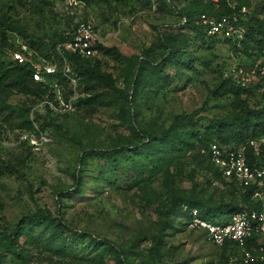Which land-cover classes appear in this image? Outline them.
Returning <instances> with one entry per match:
<instances>
[{
	"label": "rangeland",
	"instance_id": "374dc122",
	"mask_svg": "<svg viewBox=\"0 0 264 264\" xmlns=\"http://www.w3.org/2000/svg\"><path fill=\"white\" fill-rule=\"evenodd\" d=\"M192 1L0 0L6 54L49 55L62 76L55 48L77 22L89 23L104 49L88 60L92 93L84 92L90 87L85 76L70 70L75 83L54 82L52 100L17 93L6 100L12 114L4 122L0 117V264H237L239 251L186 230L181 215L167 208L190 195L213 207L233 202L242 208L239 187L194 159L196 144L176 153L168 175L136 150L175 117L189 137L233 114L232 97L214 94L215 88L229 79L228 70L264 59L257 36L244 51L223 39L195 37L180 24ZM244 4L246 17L264 19V0ZM172 38L179 52L159 73ZM249 91L240 97L246 109L263 107L264 93ZM92 95L93 102H83ZM25 116L29 130L19 126ZM91 240L107 242L125 259Z\"/></svg>",
	"mask_w": 264,
	"mask_h": 264
},
{
	"label": "trees",
	"instance_id": "16d2710c",
	"mask_svg": "<svg viewBox=\"0 0 264 264\" xmlns=\"http://www.w3.org/2000/svg\"><path fill=\"white\" fill-rule=\"evenodd\" d=\"M226 2L232 4V8L227 6ZM244 3L245 0H221L215 5L211 3L210 0H193L190 8H187L180 13V17L184 19V23L182 26H185L189 31H191L195 35V37H198L201 40L205 39L202 34L201 27L197 24V18L199 15H212L215 17L226 16L232 12L239 11V9L245 5ZM240 23L244 26L245 30L243 39L240 42L241 51H244L247 48L248 42L253 41V37L255 36L260 38L257 43L263 44L264 47V19L257 20L254 17L248 16L245 18V21H240ZM3 27L4 23L0 18V117H2V115H5L3 117L4 122L10 119L12 114V111L6 104V100L13 93H17L22 96H28L31 99L42 98L44 96L48 100H52L53 95L51 88L42 83H35L31 81L29 77V69L27 66H18L9 60L6 52H4L8 46L5 40V35L3 33ZM13 30L18 34H21V30L19 28H13ZM205 40L211 42L214 39ZM176 44L177 41L174 38L168 40V51L166 53V56L164 57V61L162 62L160 69L158 70L159 73L163 72V68L165 69V66L170 62L171 58H174L175 54L179 52L178 46H176ZM97 50L98 53L102 50L104 51L101 45L97 46ZM108 51L109 50H105V53H107ZM39 57L40 59L44 58V60L48 61L49 55L43 56V54L40 53ZM54 57L56 58L57 55H54ZM3 58H5L7 62H5ZM91 59H79L72 55L66 56V63L68 64L71 73L75 75V77L79 76L80 79L85 76V78L88 80L89 83L87 84V86L89 85L90 87H88L87 90L84 89V92L86 93H92L91 91L93 90L91 88L94 81V78L92 77L93 70L87 67V64L89 62L88 60ZM142 71V66H139L136 71L137 79L141 77ZM50 79L51 81L55 82L58 87H60L61 85L65 86L68 82V79L66 77L59 76L57 73L51 76ZM95 83L97 84L98 81L96 80ZM79 86L80 83H78V87ZM97 87H99V85ZM214 94L220 96H231L233 102L236 104L237 110L233 114H230V116L228 117L212 120L211 124L204 128V132L201 136L198 131H192L190 136L186 137L177 128L180 117H175L172 124L164 132L159 134H147L145 136L146 140L144 142H141L136 150L143 151L148 159L153 160L154 164L152 166L156 170L157 168H160L158 171L162 170L165 175H168V168L170 166L176 165V161L179 158L176 153L180 150L189 151L194 148V144H196L195 148L197 147V149L199 150L205 149V147L212 142L220 146H236L239 144H243L246 140L264 136V106L257 110H248L246 109V106L244 104L245 98L243 100L240 98L241 96H249V90L241 89L233 85L229 80H223L215 88ZM94 98L95 96L93 95L86 97L83 102H93ZM30 103H33V101L31 100ZM20 109H22V111L25 112V115H27V110L26 108H24V106H22ZM18 118H20L21 121V124L19 125L20 128L29 130L32 122L28 119V116ZM2 132L3 126L0 124V136ZM199 150L194 154L193 158L202 161L206 160L211 170L213 171L214 176L218 177L219 174L210 164L208 159L205 156L199 154ZM158 171H156V173H158ZM251 192L252 188H247L243 191H240L239 198H241L240 202L242 203V208H236L238 205L233 204V202H227L223 204L220 203L217 207H213L210 205L202 204L201 201L190 195L183 198H174L169 203L167 211L168 213H170L175 210L178 214L181 215V220L178 221L180 226H183L182 223L187 218L184 213L180 212V205H186L188 207L197 209L200 215L208 220L227 221L231 214L237 212L240 209H259V206L257 204L252 203L249 200ZM230 207H232V209H230ZM165 218L166 220H168V214ZM56 225L58 227L61 226L60 224ZM57 226L56 228H58ZM17 236V233L14 234L13 239H16ZM91 241L94 244L101 245L103 248L108 249L115 256L119 255L122 260L125 259L126 255L124 252H121L119 249L111 246L107 242H101L100 244L95 243L93 240ZM155 241V243L158 244V239H156ZM11 253L13 254V252Z\"/></svg>",
	"mask_w": 264,
	"mask_h": 264
},
{
	"label": "built area",
	"instance_id": "2783aa9c",
	"mask_svg": "<svg viewBox=\"0 0 264 264\" xmlns=\"http://www.w3.org/2000/svg\"><path fill=\"white\" fill-rule=\"evenodd\" d=\"M221 0H210L217 4ZM227 6L232 8V4ZM247 12L245 7L226 16L215 17L201 14L197 24L201 27L205 39H223L232 42L237 51L243 39ZM184 23L181 18L180 24ZM101 42L96 39L93 27L86 22H77L67 38L56 45L55 53L60 59L61 74L73 84L69 78V66L66 56L79 59H91L98 56L97 46ZM9 60L18 66H27L32 82L42 83L51 89L57 85L50 77L56 74V67L49 61L33 57L26 50H14L7 54ZM229 81L247 90L259 89L264 93V59L252 61L251 64L238 65L226 72ZM199 154L205 156L219 176L226 182L235 184L243 191L252 188L249 200L259 206L258 210L240 209L231 214L227 221L208 220L202 217L195 208L180 205V212L187 218L183 221L186 230L202 234L207 241L217 248H233L239 251L237 264H264V136L246 140L236 146H220L209 143ZM248 159V160H247ZM228 264H232L228 262Z\"/></svg>",
	"mask_w": 264,
	"mask_h": 264
}]
</instances>
